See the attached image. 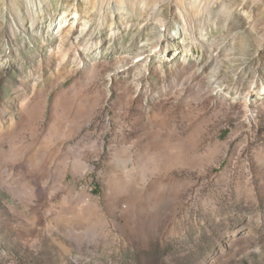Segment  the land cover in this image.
Wrapping results in <instances>:
<instances>
[{
    "label": "rangeland",
    "instance_id": "1",
    "mask_svg": "<svg viewBox=\"0 0 264 264\" xmlns=\"http://www.w3.org/2000/svg\"><path fill=\"white\" fill-rule=\"evenodd\" d=\"M0 264H264V0H0Z\"/></svg>",
    "mask_w": 264,
    "mask_h": 264
}]
</instances>
